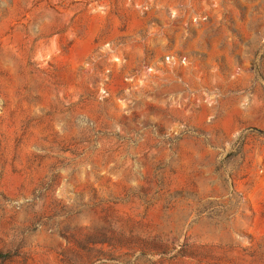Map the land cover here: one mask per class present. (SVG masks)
<instances>
[{"label":"rangeland","instance_id":"374dc122","mask_svg":"<svg viewBox=\"0 0 264 264\" xmlns=\"http://www.w3.org/2000/svg\"><path fill=\"white\" fill-rule=\"evenodd\" d=\"M0 264H264V0H0Z\"/></svg>","mask_w":264,"mask_h":264}]
</instances>
